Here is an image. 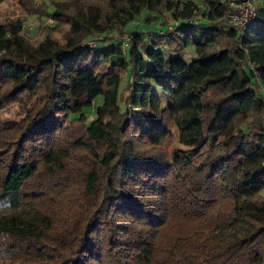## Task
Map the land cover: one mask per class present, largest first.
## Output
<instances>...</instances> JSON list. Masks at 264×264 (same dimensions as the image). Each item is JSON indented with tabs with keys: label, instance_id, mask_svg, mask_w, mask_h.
I'll list each match as a JSON object with an SVG mask.
<instances>
[{
	"label": "trees",
	"instance_id": "obj_1",
	"mask_svg": "<svg viewBox=\"0 0 264 264\" xmlns=\"http://www.w3.org/2000/svg\"><path fill=\"white\" fill-rule=\"evenodd\" d=\"M229 2L54 0L29 15L64 42L36 46L0 24V264H264V1L242 35ZM163 8L170 30L96 50Z\"/></svg>",
	"mask_w": 264,
	"mask_h": 264
},
{
	"label": "rangeland",
	"instance_id": "obj_2",
	"mask_svg": "<svg viewBox=\"0 0 264 264\" xmlns=\"http://www.w3.org/2000/svg\"><path fill=\"white\" fill-rule=\"evenodd\" d=\"M53 1L54 0H6L0 6V24L7 23L9 21L12 22L17 19H20L25 24L26 28L29 30V33L26 34V38L27 41L32 46L38 45L46 36H50L53 40L63 43L64 36L69 28V25L61 24L59 26H56L55 20L53 18H48L46 25L48 26L49 29L48 28L46 29L45 26L41 27V21L37 20L35 15H29L30 13L35 12L33 10L41 9V7L48 9V11L51 12V10L54 9L53 7H55L53 6L54 5ZM90 1L91 0H58V2H63L58 5H60V9H62L65 12L70 13L76 11V13L79 12V14H82L84 4ZM180 1L182 4L191 1L199 6L202 5V0H180ZM231 1L234 0H230V2ZM31 3L34 5V7L31 6ZM45 3L48 4L50 7L49 8L46 7ZM198 19H200V17ZM174 24L175 21L172 19L171 13L167 11L165 8H163L160 13L149 12L148 10H142L141 13L138 16H136L135 20L126 26V28L124 29V33L121 34L119 38L120 40L118 42L112 39H107L106 41L100 42L96 50L107 49V47L112 44L122 43L123 41L124 42L129 41L130 33L133 32H139L144 34L157 33L161 31H165L166 29L170 30V28ZM95 37L96 36H93L92 39ZM103 37L104 35H102L101 38ZM177 42L179 43V45L182 44L180 38H177ZM229 47L230 45H228V41L226 40V38L221 36L220 38H218L216 43H213L206 48V52L209 54L215 53L221 49H226ZM154 49L156 51H162L165 54L178 52L181 54L183 61L186 63H190L191 60L195 57V50L193 45L187 47L183 46L182 48L173 46L172 48L169 49L166 47H159V48L154 47ZM123 87H124V83L121 86V90L123 89ZM152 91L154 92V94L161 97L162 106L163 107L166 106L167 103L169 102V98L164 94V92L156 86H152ZM100 102L101 99L98 98L94 104V108ZM91 120H92V116L89 117L88 122H90ZM177 146L178 145L176 143V137L175 138L170 137L163 144V147L167 151H171Z\"/></svg>",
	"mask_w": 264,
	"mask_h": 264
},
{
	"label": "built area",
	"instance_id": "obj_3",
	"mask_svg": "<svg viewBox=\"0 0 264 264\" xmlns=\"http://www.w3.org/2000/svg\"><path fill=\"white\" fill-rule=\"evenodd\" d=\"M229 5L232 8V11L227 16V19L230 20L231 24L233 25L234 29L238 31L239 35H242L254 22L256 15L255 6L253 5L252 0H243L240 2L231 1ZM100 40V35H97L95 38L88 41L86 45L93 48Z\"/></svg>",
	"mask_w": 264,
	"mask_h": 264
}]
</instances>
